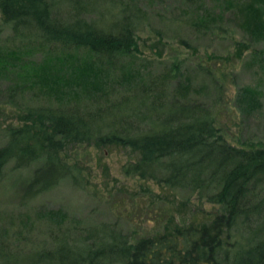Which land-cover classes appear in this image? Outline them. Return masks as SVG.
<instances>
[{
    "label": "trees",
    "instance_id": "16d2710c",
    "mask_svg": "<svg viewBox=\"0 0 264 264\" xmlns=\"http://www.w3.org/2000/svg\"><path fill=\"white\" fill-rule=\"evenodd\" d=\"M221 1L225 8H236L251 39L264 41V0ZM60 9L68 17H56ZM0 15L9 23L11 38L28 50L43 46L63 52L54 64L50 57L35 62L22 59L18 49H0V67L26 64L51 91L60 90L64 78L67 85L76 81L99 88L102 76L94 61L110 62L135 50L145 18L135 0H0ZM216 16L202 8L192 26L211 29ZM80 49L86 57L78 61L73 52ZM174 67L138 76L116 100L89 110L24 107L19 122L3 129L0 179L9 161L14 168L35 163L23 189L24 197H31L62 177L78 179L63 157L68 146L115 143L135 155L124 172L195 195L190 214L175 217L171 210L180 211L184 204L179 200L156 230L132 238L100 225L75 237L54 232L49 245L26 252L0 243V264H264V141L231 144L207 105L171 96L167 83ZM240 98L247 110L258 104L250 87L240 89ZM202 202L210 208H202Z\"/></svg>",
    "mask_w": 264,
    "mask_h": 264
},
{
    "label": "rangeland",
    "instance_id": "374dc122",
    "mask_svg": "<svg viewBox=\"0 0 264 264\" xmlns=\"http://www.w3.org/2000/svg\"><path fill=\"white\" fill-rule=\"evenodd\" d=\"M135 1L145 17L136 32V49L110 62L103 58L94 61L102 76L95 90L76 81L67 85L68 78H64L58 84L60 90L51 91L30 75L26 64L0 67V143L5 126L17 124L18 114L26 106L89 110L116 100L138 76L145 78L174 64L176 70H172L173 77L167 83L171 96L207 105L231 144L264 141V41L250 38L240 25L236 8H225L221 0ZM202 8L219 15L211 29L192 26ZM54 15L68 17L63 9ZM28 47L11 38L9 23L0 15L3 53L18 49L22 59L41 62L50 57L54 64L56 57L63 55L57 47ZM73 55L78 61L86 57L81 49ZM30 76L33 83L28 80ZM242 87L257 91L258 104L252 110L239 99ZM63 157L73 164L78 179L62 177L31 197H24L23 189L35 163L18 168L11 161L5 164L0 179V243L5 247L26 252L49 245L54 232L75 237L81 229L100 225L119 229L132 238L156 230L169 213V206H178L179 200L184 202L179 205L180 211L171 210L176 218L187 217L197 202L195 195L186 191L124 172L125 163L135 157L128 147L80 143L65 148ZM200 206L211 205L202 202Z\"/></svg>",
    "mask_w": 264,
    "mask_h": 264
}]
</instances>
